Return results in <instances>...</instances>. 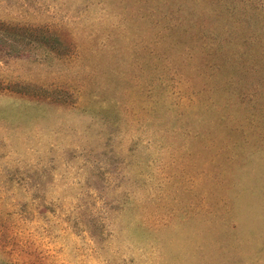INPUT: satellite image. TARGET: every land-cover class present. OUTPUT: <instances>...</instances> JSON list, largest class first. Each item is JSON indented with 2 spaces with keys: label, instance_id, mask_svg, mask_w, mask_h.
Listing matches in <instances>:
<instances>
[{
  "label": "rangeland",
  "instance_id": "obj_1",
  "mask_svg": "<svg viewBox=\"0 0 264 264\" xmlns=\"http://www.w3.org/2000/svg\"><path fill=\"white\" fill-rule=\"evenodd\" d=\"M0 264H264V0H0Z\"/></svg>",
  "mask_w": 264,
  "mask_h": 264
}]
</instances>
